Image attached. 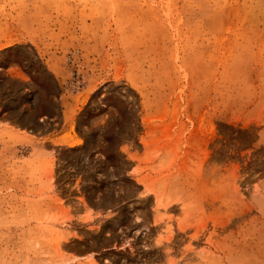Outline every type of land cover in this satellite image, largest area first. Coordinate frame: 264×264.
Wrapping results in <instances>:
<instances>
[{
  "label": "rangeland",
  "instance_id": "1",
  "mask_svg": "<svg viewBox=\"0 0 264 264\" xmlns=\"http://www.w3.org/2000/svg\"><path fill=\"white\" fill-rule=\"evenodd\" d=\"M0 264H264V0H0Z\"/></svg>",
  "mask_w": 264,
  "mask_h": 264
}]
</instances>
